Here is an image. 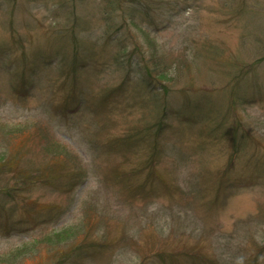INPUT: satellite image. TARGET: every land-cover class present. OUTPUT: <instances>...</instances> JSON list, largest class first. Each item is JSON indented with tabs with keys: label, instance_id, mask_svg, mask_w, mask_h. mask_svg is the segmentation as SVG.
Instances as JSON below:
<instances>
[{
	"label": "rangeland",
	"instance_id": "obj_1",
	"mask_svg": "<svg viewBox=\"0 0 264 264\" xmlns=\"http://www.w3.org/2000/svg\"><path fill=\"white\" fill-rule=\"evenodd\" d=\"M0 264H264V0H0Z\"/></svg>",
	"mask_w": 264,
	"mask_h": 264
}]
</instances>
